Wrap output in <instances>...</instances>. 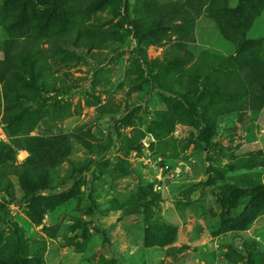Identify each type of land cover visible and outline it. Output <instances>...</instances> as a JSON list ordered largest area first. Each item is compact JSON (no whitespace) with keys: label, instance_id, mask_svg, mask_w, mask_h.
<instances>
[{"label":"rangeland","instance_id":"obj_1","mask_svg":"<svg viewBox=\"0 0 264 264\" xmlns=\"http://www.w3.org/2000/svg\"><path fill=\"white\" fill-rule=\"evenodd\" d=\"M23 1L0 0V146L20 166L13 133L57 137L93 164L74 179L63 162L33 191L0 170V255L20 233L44 264H264V0H101L37 19ZM24 39L37 56L18 54Z\"/></svg>","mask_w":264,"mask_h":264},{"label":"trees","instance_id":"obj_2","mask_svg":"<svg viewBox=\"0 0 264 264\" xmlns=\"http://www.w3.org/2000/svg\"><path fill=\"white\" fill-rule=\"evenodd\" d=\"M100 2L101 0H91L88 3L87 0H71L69 3L68 0H48L45 5H39L35 3L34 0H24L21 4V13L19 15L22 14V17L25 18L27 17V13H29L31 14L30 16L32 18L37 19L40 18V15L46 11V16L57 15V11L62 15L64 13H68V10L82 14L88 12L90 9L98 7L102 4ZM18 21H20L19 17ZM13 47L18 50V54L21 56L31 57L32 55L37 56L39 54L38 47L36 46V42L34 40L24 39L23 41L21 40L20 42L14 43ZM6 85L10 89V96L12 95L14 98L17 97V100H20V98H30V94L17 88L14 83L7 81ZM242 86V82H240L232 89L230 87L225 89L227 92H235ZM162 127L163 125L160 126V128ZM29 133L30 132L25 134L13 133L14 137H24L19 141L29 152V157L27 158L25 164L18 166L14 163H9L8 159L15 158V150L7 145L0 146V170H2L4 174L7 172L6 181H8V177L10 176L21 174L22 182L28 187V189L33 191L36 185L33 180L35 175H39L40 173L46 175L49 169H52L63 162L68 161L74 167V179L83 175L92 167V161H90L88 164H82L81 166H78L74 164L73 161H70L69 146L66 144V142H64V139H59L57 137L49 140L32 138L28 136ZM129 144L131 145L132 142ZM85 148L89 151L93 150L90 146H85ZM37 189H45V187L43 186ZM2 192H7V190L2 186V182L0 180V193ZM254 194L257 195V193ZM7 199L10 201V198ZM7 199L5 201H7ZM1 205L4 206V204ZM153 228L154 227L150 228L152 234H154V231L152 230ZM73 240V238L68 239V241ZM14 245L15 246L11 248V257L8 260H6L4 256L0 255V264H44L40 259H29V254L27 251H25L27 257L21 255V252H23L25 248L23 235L20 233L16 235Z\"/></svg>","mask_w":264,"mask_h":264},{"label":"built area","instance_id":"obj_3","mask_svg":"<svg viewBox=\"0 0 264 264\" xmlns=\"http://www.w3.org/2000/svg\"><path fill=\"white\" fill-rule=\"evenodd\" d=\"M0 139L6 140V135L3 132L1 124H0ZM0 201H1V195H0Z\"/></svg>","mask_w":264,"mask_h":264},{"label":"crops","instance_id":"obj_4","mask_svg":"<svg viewBox=\"0 0 264 264\" xmlns=\"http://www.w3.org/2000/svg\"><path fill=\"white\" fill-rule=\"evenodd\" d=\"M52 245H50V247H51ZM50 250V249H49Z\"/></svg>","mask_w":264,"mask_h":264}]
</instances>
